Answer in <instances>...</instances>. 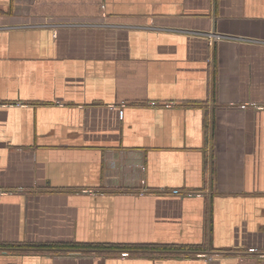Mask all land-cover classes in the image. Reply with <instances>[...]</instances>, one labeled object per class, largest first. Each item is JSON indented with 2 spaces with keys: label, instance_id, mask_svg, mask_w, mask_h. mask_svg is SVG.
<instances>
[{
  "label": "crops",
  "instance_id": "0c3cea01",
  "mask_svg": "<svg viewBox=\"0 0 264 264\" xmlns=\"http://www.w3.org/2000/svg\"><path fill=\"white\" fill-rule=\"evenodd\" d=\"M0 245L264 264V0H0Z\"/></svg>",
  "mask_w": 264,
  "mask_h": 264
},
{
  "label": "trees",
  "instance_id": "16d2710c",
  "mask_svg": "<svg viewBox=\"0 0 264 264\" xmlns=\"http://www.w3.org/2000/svg\"><path fill=\"white\" fill-rule=\"evenodd\" d=\"M19 246V245H18ZM17 246V247H18ZM7 247L5 245H0V248ZM26 247H31V248H37V249H44V250H51V251H57V250H70V249H80V250H105V249H117L121 251H129V252H135L138 249L145 248L148 250H151L152 252H161V251H175V250H182V249H189V247H183L180 245V247H177L176 245H169V246H156V245H151V246H143V245H104V244H97V245H85V244H67V245H42V246H28Z\"/></svg>",
  "mask_w": 264,
  "mask_h": 264
},
{
  "label": "built area",
  "instance_id": "2783aa9c",
  "mask_svg": "<svg viewBox=\"0 0 264 264\" xmlns=\"http://www.w3.org/2000/svg\"><path fill=\"white\" fill-rule=\"evenodd\" d=\"M255 252H257V251H256V250H250V251H248L246 254H248V255H252V253H255ZM244 256H247V255H244ZM206 259H207V260L211 259V256H206Z\"/></svg>",
  "mask_w": 264,
  "mask_h": 264
}]
</instances>
